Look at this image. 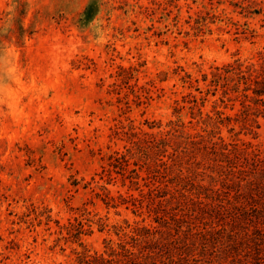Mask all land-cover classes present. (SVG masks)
<instances>
[{
    "label": "rangeland",
    "instance_id": "374dc122",
    "mask_svg": "<svg viewBox=\"0 0 264 264\" xmlns=\"http://www.w3.org/2000/svg\"><path fill=\"white\" fill-rule=\"evenodd\" d=\"M236 63L264 82V0H0V264H78L117 239L112 226L140 222L104 204L127 191L109 163L176 120L187 94V132L208 144L188 106L221 111L233 122L220 137L239 133L264 158V97L243 84L205 95L215 68ZM139 174L136 195L151 182Z\"/></svg>",
    "mask_w": 264,
    "mask_h": 264
},
{
    "label": "trees",
    "instance_id": "16d2710c",
    "mask_svg": "<svg viewBox=\"0 0 264 264\" xmlns=\"http://www.w3.org/2000/svg\"><path fill=\"white\" fill-rule=\"evenodd\" d=\"M213 73L206 96L211 88L212 93L220 88L223 95L237 94L243 84L254 96V104L264 97V82L251 79L252 68L244 71L243 65L236 63L216 67ZM195 100L191 94L177 100L176 120L145 138V145L137 141L124 153H113L109 167L117 168L121 188L127 191L116 196L107 193L104 204L112 209L132 207L141 221L112 226L117 239L107 241L99 256L91 257L84 250L78 264H264V158H253L255 153L248 151L251 145L239 144V133L229 141L220 137L221 128L233 122L221 111L204 116L200 109L195 113L192 105L188 106V125L194 123L206 133L208 144L199 132H187L181 111L185 104L197 106ZM128 135L130 140L135 138ZM198 156L210 166L198 161ZM240 156L250 162V171L239 164ZM130 159L137 160L133 167L142 162L138 169H145L151 181L148 190H141L138 196L132 191L139 189L141 170H130ZM203 178L207 184L201 183ZM83 227L81 224L78 229Z\"/></svg>",
    "mask_w": 264,
    "mask_h": 264
}]
</instances>
